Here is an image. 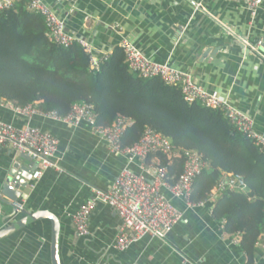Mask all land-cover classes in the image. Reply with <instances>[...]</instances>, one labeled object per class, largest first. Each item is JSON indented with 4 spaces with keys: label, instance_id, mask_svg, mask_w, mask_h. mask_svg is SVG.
<instances>
[{
    "label": "crops",
    "instance_id": "crops-1",
    "mask_svg": "<svg viewBox=\"0 0 264 264\" xmlns=\"http://www.w3.org/2000/svg\"><path fill=\"white\" fill-rule=\"evenodd\" d=\"M43 2L97 57L127 41L150 61L189 73L210 95L248 116L264 138V4L251 12L235 0H78L73 7L63 0ZM0 121L16 127L27 123L2 107ZM29 123L58 140L59 170L44 172L21 190L23 214L1 206L0 230L26 215L50 213L59 222L60 264H264V236L249 258L240 235L226 234L213 218L215 201L187 206L165 191L182 217L164 241L146 237L124 252L115 250L120 220L102 204L89 218V236L78 237L72 218L92 189L108 191L127 167L146 177V170L161 162L152 155L128 166L125 156L111 152L85 124L69 127L37 116ZM14 164L32 166L1 149L0 187ZM0 264H52L50 221H36L0 239Z\"/></svg>",
    "mask_w": 264,
    "mask_h": 264
},
{
    "label": "trees",
    "instance_id": "trees-1",
    "mask_svg": "<svg viewBox=\"0 0 264 264\" xmlns=\"http://www.w3.org/2000/svg\"><path fill=\"white\" fill-rule=\"evenodd\" d=\"M28 1L0 13V98L21 108L38 103L41 111H55L61 117L74 104H90L98 127H110L118 117L131 121L121 148L137 143L149 128L167 137L177 150L197 152L206 168L194 181L191 205L207 201L223 175L243 177L245 191L222 193L212 215L226 234L240 235L241 248L251 258L264 236V152L218 111L186 103L179 88L159 79L133 74L120 48L98 71H90L89 58L79 45L62 48L47 40L43 20L27 10ZM156 156L167 167L169 183L175 184L182 159L170 164Z\"/></svg>",
    "mask_w": 264,
    "mask_h": 264
},
{
    "label": "built area",
    "instance_id": "built-area-1",
    "mask_svg": "<svg viewBox=\"0 0 264 264\" xmlns=\"http://www.w3.org/2000/svg\"><path fill=\"white\" fill-rule=\"evenodd\" d=\"M20 1L0 0V13L12 11ZM63 1L73 7L78 0ZM235 1L242 2L251 12L264 4V0ZM27 10L42 18L46 38L51 44L62 48H68L73 44L79 45L89 58L90 71H98L101 64L111 55L97 57L87 42L68 34L64 21L51 11L43 0H29ZM240 43L246 50V44ZM119 48L123 51L125 63L133 74L144 80L159 79L167 86L179 88L186 103L199 104L218 111L231 127L264 152V138L254 131L252 120L236 110L227 100L210 95L189 73L150 61L127 41H123ZM0 107L7 108L27 120L21 127L0 121V150L8 149L29 159L32 166L36 167L31 175V182L39 181L48 170H59L55 161L58 140L49 133L31 126L29 122L34 116L69 127L87 125L106 143L111 152L125 156L128 166L137 159H145L151 155H162L170 164L182 159L183 170L175 184L169 183L168 170L165 166L150 167L146 170L148 174L146 177L133 174L127 167L108 191L92 189L89 198L72 218L78 237L89 236V218L94 209L102 204L110 208L120 220L114 248L124 252L146 237L164 241L181 219V213L165 198L163 191L169 193L172 199L184 201L187 206H192L189 199L194 181L206 168L205 161L197 152L179 151L167 137L149 128L143 132L137 143L121 148L120 141L130 126V120L118 117L110 127H98L94 108L86 103L74 104L65 117L59 116L55 111L43 112L38 109L36 103L21 108L0 98ZM245 189L243 177L225 174L207 200L213 202L224 192H244ZM11 205L16 214L24 213L19 202H11Z\"/></svg>",
    "mask_w": 264,
    "mask_h": 264
},
{
    "label": "water",
    "instance_id": "water-1",
    "mask_svg": "<svg viewBox=\"0 0 264 264\" xmlns=\"http://www.w3.org/2000/svg\"><path fill=\"white\" fill-rule=\"evenodd\" d=\"M243 47V46H242ZM244 48V47H243ZM249 52V51H248ZM27 161L25 156H23ZM35 166H19L14 164L9 171L6 179L0 187V211L2 205L10 206L13 210L12 203H17L23 194L21 190L26 189L28 182L31 179V175L35 170ZM47 219L51 223V260L52 264H60L58 257V241H59V222L58 220L48 212H39L30 215H26L20 221L12 224L11 226L0 230V239L9 236L11 233L16 232L36 221Z\"/></svg>",
    "mask_w": 264,
    "mask_h": 264
}]
</instances>
